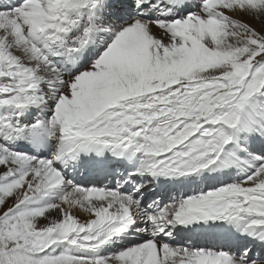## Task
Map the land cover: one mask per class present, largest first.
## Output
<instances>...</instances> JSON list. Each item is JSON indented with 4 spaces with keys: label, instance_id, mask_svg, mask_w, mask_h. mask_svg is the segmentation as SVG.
Segmentation results:
<instances>
[{
    "label": "snow or ice",
    "instance_id": "6c2138e0",
    "mask_svg": "<svg viewBox=\"0 0 264 264\" xmlns=\"http://www.w3.org/2000/svg\"><path fill=\"white\" fill-rule=\"evenodd\" d=\"M0 264H264V0H0Z\"/></svg>",
    "mask_w": 264,
    "mask_h": 264
}]
</instances>
